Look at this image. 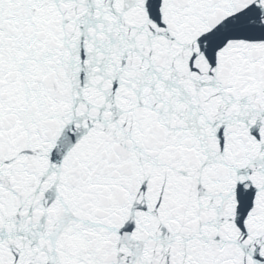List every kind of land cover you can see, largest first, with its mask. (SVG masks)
<instances>
[{"label":"snow or ice","instance_id":"snow-or-ice-1","mask_svg":"<svg viewBox=\"0 0 264 264\" xmlns=\"http://www.w3.org/2000/svg\"><path fill=\"white\" fill-rule=\"evenodd\" d=\"M0 264H264V0H0Z\"/></svg>","mask_w":264,"mask_h":264}]
</instances>
